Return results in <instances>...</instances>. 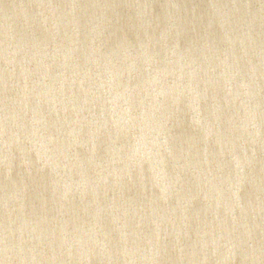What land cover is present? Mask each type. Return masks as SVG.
I'll return each mask as SVG.
<instances>
[{"label":"water","instance_id":"95a60500","mask_svg":"<svg viewBox=\"0 0 264 264\" xmlns=\"http://www.w3.org/2000/svg\"><path fill=\"white\" fill-rule=\"evenodd\" d=\"M0 264H264V0H0Z\"/></svg>","mask_w":264,"mask_h":264}]
</instances>
